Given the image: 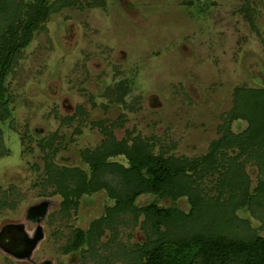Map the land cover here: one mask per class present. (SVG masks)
Here are the masks:
<instances>
[{"label":"rangeland","instance_id":"rangeland-1","mask_svg":"<svg viewBox=\"0 0 264 264\" xmlns=\"http://www.w3.org/2000/svg\"><path fill=\"white\" fill-rule=\"evenodd\" d=\"M21 1L27 0H0V28ZM46 3L51 12L3 82L9 114L0 120V240L19 230L33 241L19 253L5 239L0 264H138L137 246L157 234L131 209L115 212L90 241L67 249L76 230L87 232L107 217L115 199L99 189L70 196L64 207L58 190H71L76 176L58 174L88 173L83 154L113 143L142 140L154 153L191 159L206 154L226 129L242 131L247 122L232 121L229 113L236 87H264V0ZM111 161L128 166L122 154ZM235 165L249 205L241 204L239 187L219 189L215 171L198 179L201 194L235 207L264 236V193L257 191L264 177L251 157ZM105 178L121 186L119 174ZM152 202L189 210L185 197L136 200L137 206Z\"/></svg>","mask_w":264,"mask_h":264},{"label":"trees","instance_id":"trees-1","mask_svg":"<svg viewBox=\"0 0 264 264\" xmlns=\"http://www.w3.org/2000/svg\"><path fill=\"white\" fill-rule=\"evenodd\" d=\"M16 7L10 12L3 8L7 15L3 16L5 22L0 28V120L9 114L2 99L4 79L17 62L21 48L29 43L33 31L52 10L46 0L21 1ZM229 119L245 120L247 125L240 132L226 129L210 143L206 154L195 158L154 153L147 143L136 140L131 146L119 142L96 154L85 152L88 173L60 172L58 178L62 180L65 174L69 180L76 176L73 188L66 186L69 192L58 190L64 196V207L72 202L70 196L99 189H105L115 199L114 205L106 209L107 217L91 222L87 232L76 230L67 249H78L83 242L90 241L115 212L131 209L143 213L157 234L137 246L138 264H264V236L251 231L248 221L237 216L235 207L223 205L217 197L204 198L198 180L205 172L215 171L219 189L239 187L244 192L241 204H250V196L238 180L241 170L235 164L240 158L251 157L264 177V87H236ZM224 149L238 152L230 157ZM119 154L125 156L128 166L111 161ZM47 163L46 172L52 177L51 164ZM110 172L119 174L120 187L105 178ZM257 191L264 193V181ZM142 194L170 198L173 202L185 197L189 210L161 207L156 202L137 206L136 200Z\"/></svg>","mask_w":264,"mask_h":264},{"label":"flooded vegetation","instance_id":"flooded-vegetation-1","mask_svg":"<svg viewBox=\"0 0 264 264\" xmlns=\"http://www.w3.org/2000/svg\"><path fill=\"white\" fill-rule=\"evenodd\" d=\"M29 213H30L29 219L34 222L35 219L31 215L32 211H30ZM26 237H27V235L21 234L19 232V230H17V232L15 234H13L12 236H10V235L6 236V234H5V236L3 235V237H2V239L4 238V240L3 241L0 240V246H3L2 243L5 244V239H6L7 241H9L8 243L5 244L8 249H10L11 247L12 248L15 247L14 250L16 249V251H18L19 253H20V250H21V252L24 253L25 250H28L30 247H32V245H30L29 242H27L28 244H26V240L27 241H33L32 237L25 239ZM10 243H13V245H9ZM28 253L29 252H27L26 254H28Z\"/></svg>","mask_w":264,"mask_h":264}]
</instances>
